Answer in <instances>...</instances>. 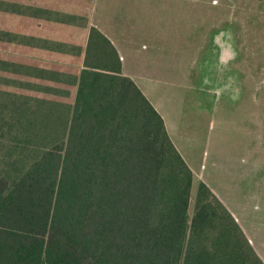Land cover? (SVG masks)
Returning <instances> with one entry per match:
<instances>
[{"label":"trees","instance_id":"obj_1","mask_svg":"<svg viewBox=\"0 0 264 264\" xmlns=\"http://www.w3.org/2000/svg\"><path fill=\"white\" fill-rule=\"evenodd\" d=\"M23 1L0 0V264H264L202 181L189 219L192 171L111 41Z\"/></svg>","mask_w":264,"mask_h":264},{"label":"rangeland","instance_id":"obj_2","mask_svg":"<svg viewBox=\"0 0 264 264\" xmlns=\"http://www.w3.org/2000/svg\"><path fill=\"white\" fill-rule=\"evenodd\" d=\"M24 1L21 4L25 6ZM185 1L197 3L200 18L187 19L181 25L166 24V18L164 24L156 26L154 16L147 15L149 6L141 4L145 8L137 11L130 8L131 2L136 6L133 0H108L107 14L117 20L119 35L123 33L119 37L106 27L107 33L119 53L125 54L123 73L131 74L143 94L166 116L171 134L175 131L171 139L193 174L189 219L195 211L197 185L204 181L223 204H233L228 211L238 213L240 218L235 220L243 232L245 228L251 246L264 263V212L260 218L262 211L257 206L264 205V0ZM143 2L146 4V0ZM40 3L52 9L54 4L66 7L76 16L66 25L50 21L49 34L54 37L72 30L77 42L86 38L92 26L93 5L99 13L101 9L100 0H34L33 4ZM130 16L131 20L136 16L135 26L121 22ZM19 17L26 20L29 16L8 12L5 23L15 24ZM177 33L176 40L169 41L166 36ZM156 35L166 36L163 45L168 56L149 53L148 40ZM154 59L161 62V70H152L147 64ZM133 60L146 64V68H136ZM188 71L195 74L193 82ZM148 73L161 82L146 80ZM10 143L3 128L0 169ZM244 197L253 198L251 204L256 205L258 217L252 213L247 223L243 219Z\"/></svg>","mask_w":264,"mask_h":264},{"label":"crops","instance_id":"obj_3","mask_svg":"<svg viewBox=\"0 0 264 264\" xmlns=\"http://www.w3.org/2000/svg\"><path fill=\"white\" fill-rule=\"evenodd\" d=\"M100 1H101L100 13L97 10H95V4L92 7V12H91L92 17L90 15V18H91L90 24L92 26L96 27L101 33H103L111 41V43L113 44L114 43L113 39L110 37L109 33H107L106 27H108V30H110L111 33H113L115 35L117 34L119 37L122 35L123 32L121 33V35H119L117 30H119L120 26L117 24V20L110 19L108 14H107V12L109 11L108 0H100ZM133 1L137 2L136 6H135V3L131 2L132 4L130 5V8H132L134 10H137V11L143 10L145 8L143 5L149 6L147 8V10H146L147 11V15L148 16H154L153 17L154 18L153 19V23L156 26L164 24L163 21L166 18H168V22H166V24L169 23V25H181L183 23L185 24L187 19H193V18H197V17L200 18V16H199L200 13L196 9V7H197V3L196 2H194V3L191 2L190 4H187L188 2H186L185 0H146V4H145V2H143V0H133ZM141 4H143V5H141ZM133 5L135 7H133ZM188 5H190V6H188ZM133 14L135 15L134 12H133ZM96 16H97V18H96ZM130 18H131V16L129 18H127V20H125V22L123 20L121 22L124 25H133V26H135L134 23H133V19H135L136 16L132 17V20ZM211 19H213V16H211ZM207 23H209V22H207ZM139 24L141 25L142 22L139 23ZM136 32L139 34V28H137V27L135 28V34H137ZM178 34L179 33H177L175 35H172V36L171 35H166V36L168 37L169 41H172V40H176L178 38L177 37ZM166 36L156 35L154 37H150V39L148 40L149 41V46H150L149 47L150 48V51H149L150 54H152V55L155 54L156 56H159V55L163 54V55H167L168 56L167 49L163 45V42L165 40H167ZM113 46H114V44H113ZM114 47H116V46H114ZM115 49H117V48H115ZM117 52H118L119 57H121L120 58L121 71L123 73V71H125L124 62L126 61V57H125L124 53H122V54L119 53L118 49H117ZM193 55H194V53H193ZM132 62L135 64L136 68H139V69H145L146 68V64H142L141 62H138L137 60H133ZM160 63H161L160 61H156L155 59H154V61L152 63L149 62V61L147 62L148 65H152V70H158V71L161 70V69L158 68ZM187 73H189L188 75L190 76V80H191V82H193L194 79H195V74H192V72H189V71ZM124 75L129 76V77L132 78L131 74H129V73L124 74ZM146 77H147L146 80H150L151 79V80H155L156 82H161L158 78L155 79L156 77L152 76L151 73H148ZM192 88H194V87H192ZM147 99H148V97H147ZM150 103L152 104L151 101H150ZM153 107L161 115V117L163 119V122H164V126H165V129H166V132H167L171 142L173 143L171 137H172V134L173 135L175 134L174 133L175 132L174 129L172 130V134H171V131L169 129V125L167 124L166 119H165L166 116L163 115L162 113H160L158 111V109L154 105H153ZM173 145L175 146L174 143H173ZM176 149H177V147H176ZM202 182H204V181H202ZM215 194L217 196H219L218 193L215 192ZM252 200H253V198H249V199H246L245 197L243 198L242 210H243L244 223H247L248 218L251 216L252 213H254L255 218H258L257 217V213L254 212V209L256 208V205L254 203L251 204ZM224 205L226 206L227 209H230V208L232 209V205L233 204L228 205L227 203H224ZM257 206L262 211V212L259 213L260 218H261V214L264 212V205L257 204ZM235 210H236V208H235ZM236 214H238V213L236 211L232 210V215H234V218L236 217L237 219H239L240 217L239 216L237 217ZM244 233H245L246 237L248 238V240L250 241V243L252 244L250 237L247 236V234L245 232V228H244Z\"/></svg>","mask_w":264,"mask_h":264}]
</instances>
